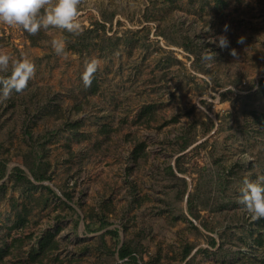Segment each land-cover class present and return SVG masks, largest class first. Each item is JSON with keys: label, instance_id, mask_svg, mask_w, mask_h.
I'll return each mask as SVG.
<instances>
[{"label": "rangeland", "instance_id": "1", "mask_svg": "<svg viewBox=\"0 0 264 264\" xmlns=\"http://www.w3.org/2000/svg\"><path fill=\"white\" fill-rule=\"evenodd\" d=\"M78 12L79 34L0 23V50L35 65L0 99V264H127L123 246L138 264H264V218L238 202L264 177V0Z\"/></svg>", "mask_w": 264, "mask_h": 264}, {"label": "clouds", "instance_id": "2", "mask_svg": "<svg viewBox=\"0 0 264 264\" xmlns=\"http://www.w3.org/2000/svg\"><path fill=\"white\" fill-rule=\"evenodd\" d=\"M79 0H0V23L10 27H20L29 34H36L41 29H48L50 26L65 30L68 33L79 34L82 26L78 22ZM41 9L43 12L41 13ZM228 25H224L227 31ZM245 38L239 37L237 43L244 44ZM229 41L226 36L218 38V46L226 48ZM51 46L57 55L65 52V40L53 39ZM232 56L236 50H230ZM205 59H211L205 55ZM8 78L0 81V99H7L15 91H23L35 72V65L27 58L12 60L10 55L0 50V71L9 69ZM99 61L91 59L86 62L81 74V80L85 87L91 85L93 74L96 72ZM239 203L245 211L250 214L252 220L264 218V177L257 178V181L243 179L239 190Z\"/></svg>", "mask_w": 264, "mask_h": 264}, {"label": "trees", "instance_id": "3", "mask_svg": "<svg viewBox=\"0 0 264 264\" xmlns=\"http://www.w3.org/2000/svg\"><path fill=\"white\" fill-rule=\"evenodd\" d=\"M33 177H34L35 179H37V180L41 178L40 176H37L34 172H33ZM43 250H44V249H43ZM1 252H3V251L1 250ZM128 255H130V256H129V260L127 261V264H138L137 261H136L135 256L131 255V254L128 252V250H127L124 246L121 247V248L118 250V257H119V258L123 259V258H125V257L128 256Z\"/></svg>", "mask_w": 264, "mask_h": 264}]
</instances>
